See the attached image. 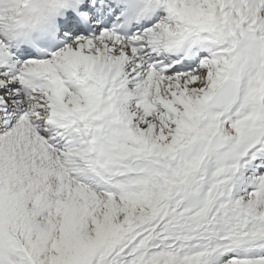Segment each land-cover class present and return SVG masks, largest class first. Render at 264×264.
<instances>
[{
    "label": "snow or ice",
    "instance_id": "obj_1",
    "mask_svg": "<svg viewBox=\"0 0 264 264\" xmlns=\"http://www.w3.org/2000/svg\"><path fill=\"white\" fill-rule=\"evenodd\" d=\"M0 264H264V0H0Z\"/></svg>",
    "mask_w": 264,
    "mask_h": 264
}]
</instances>
